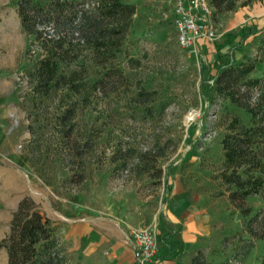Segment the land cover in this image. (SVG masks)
Instances as JSON below:
<instances>
[{
  "label": "rangeland",
  "instance_id": "374dc122",
  "mask_svg": "<svg viewBox=\"0 0 264 264\" xmlns=\"http://www.w3.org/2000/svg\"><path fill=\"white\" fill-rule=\"evenodd\" d=\"M127 1L135 4L136 12L118 56L125 76L114 77L113 90L105 82L104 90L90 88L89 100L77 106L74 133L62 138L54 124L61 92L32 104L20 74L40 49L22 27L16 0H0V59L9 76L0 86L5 95L0 105V239L8 232L19 199L29 195L57 226L70 262L82 264L83 245L108 232L114 237V224L122 230L153 225L158 231L175 186L198 215L190 254L200 249L210 264H217L236 251L241 255L250 241L242 264H254L264 256V239L249 235L245 216L229 201L217 177L221 137L233 116L246 122L248 114L213 95L212 74L217 64L253 54L252 36L232 40L228 32L242 24L246 30L263 26L264 0H238L228 12H211L206 22L212 38L198 37L187 45L177 36V0ZM92 68L91 78L97 76ZM262 70L258 67L252 74ZM189 114L193 117L187 121ZM86 136L92 147L77 157L70 145L76 137L85 147ZM158 149L163 154L155 162L149 158L156 166L146 169L141 154ZM81 165L84 178L77 183ZM137 167L144 171L138 173ZM246 201L254 207L264 202L258 194ZM82 206L90 214L88 231L76 235L78 248L70 250L62 232L83 219ZM111 243L114 238L103 242L88 262H108L114 254ZM0 264H7L4 246Z\"/></svg>",
  "mask_w": 264,
  "mask_h": 264
},
{
  "label": "trees",
  "instance_id": "16d2710c",
  "mask_svg": "<svg viewBox=\"0 0 264 264\" xmlns=\"http://www.w3.org/2000/svg\"><path fill=\"white\" fill-rule=\"evenodd\" d=\"M209 3L216 15L234 9L238 0ZM16 6L22 27L32 36L31 43L40 49L39 56L20 74L28 83L27 94L32 104H37V99L60 91L54 124L60 137H70L75 130L77 106L89 100L90 88L93 92L103 89L105 82L113 90L114 77L125 76L118 56L136 6L127 0H16ZM245 26L228 33L232 40L236 35L240 39L252 36L251 40L256 41L253 54L217 64L212 74L213 95L248 114L246 122L233 116L221 137L223 159L217 177L229 201L245 216L249 235L264 239V202L254 207L246 201L254 194L264 200V25L255 30H246ZM91 67L96 77L89 76ZM258 67L263 70L253 75ZM142 94L146 97L148 93ZM83 142L85 147L75 137L70 145L77 157L92 147L87 136ZM162 154L161 149L154 154L142 153L141 157L146 156L143 165L146 169L156 166L149 158L155 162L156 156ZM82 167L74 179L77 183L84 178ZM137 168L138 173L144 171ZM157 170L160 175L162 170ZM0 246L7 251V264H72L57 226L29 195L19 199ZM251 246L247 242L241 255L236 251L217 264H242ZM188 264L210 262L197 249ZM254 264H264V256Z\"/></svg>",
  "mask_w": 264,
  "mask_h": 264
},
{
  "label": "crops",
  "instance_id": "0c3cea01",
  "mask_svg": "<svg viewBox=\"0 0 264 264\" xmlns=\"http://www.w3.org/2000/svg\"><path fill=\"white\" fill-rule=\"evenodd\" d=\"M4 66V62L0 59V86L9 79L4 71ZM4 101L5 95L0 94V105ZM167 204L163 222L159 224L157 231L158 250L154 261L150 264H188L191 256L190 251L197 236L196 231L199 229L197 212L185 192L180 191L175 186L172 187ZM79 215L83 219L78 224H69L62 232L70 250L78 248L74 244L76 235L80 237L88 231L86 224L88 222L86 221L90 214L87 213L84 206L79 209ZM130 226L122 230L120 226L114 224V237L112 233L108 232L100 235L97 240H89L88 242L84 240L86 244L82 247L84 258L82 264H90L88 261L92 256H97L99 246L113 238L114 243H111V251H114V254L110 255L108 262L100 260L96 264H137L133 255L132 240L129 233Z\"/></svg>",
  "mask_w": 264,
  "mask_h": 264
},
{
  "label": "built area",
  "instance_id": "2783aa9c",
  "mask_svg": "<svg viewBox=\"0 0 264 264\" xmlns=\"http://www.w3.org/2000/svg\"><path fill=\"white\" fill-rule=\"evenodd\" d=\"M209 0H177L174 10V22L177 36L183 45L191 44L198 37L212 38V30L206 22V16L212 12ZM133 255L137 264H150L158 250L157 227L153 225L131 226Z\"/></svg>",
  "mask_w": 264,
  "mask_h": 264
},
{
  "label": "bare ground",
  "instance_id": "6f19581e",
  "mask_svg": "<svg viewBox=\"0 0 264 264\" xmlns=\"http://www.w3.org/2000/svg\"><path fill=\"white\" fill-rule=\"evenodd\" d=\"M194 113V112H193ZM190 115V114H189ZM191 117H193V115L191 114L188 118L187 121H189L191 119Z\"/></svg>",
  "mask_w": 264,
  "mask_h": 264
}]
</instances>
